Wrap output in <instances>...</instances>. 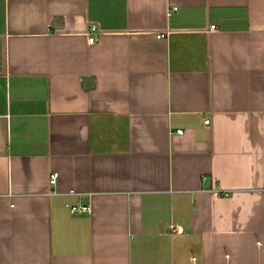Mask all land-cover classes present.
I'll list each match as a JSON object with an SVG mask.
<instances>
[{
  "label": "crops",
  "instance_id": "obj_1",
  "mask_svg": "<svg viewBox=\"0 0 264 264\" xmlns=\"http://www.w3.org/2000/svg\"><path fill=\"white\" fill-rule=\"evenodd\" d=\"M0 264H264V0H0Z\"/></svg>",
  "mask_w": 264,
  "mask_h": 264
},
{
  "label": "built area",
  "instance_id": "obj_2",
  "mask_svg": "<svg viewBox=\"0 0 264 264\" xmlns=\"http://www.w3.org/2000/svg\"><path fill=\"white\" fill-rule=\"evenodd\" d=\"M210 27L212 29H214L215 25H211ZM163 37H164V34H162V33L156 34V38H163ZM87 41L89 44H93L96 42V27H95V25L91 26V31L88 33ZM205 123H208V120H205ZM177 132L182 133L181 130H177ZM57 177H58V172H52V174L50 175V178H49V184L55 185ZM222 195L227 196L228 194H227V192H224ZM70 211H71V213H84V212H89L90 207L88 205H81V206L72 205V206H70ZM170 228L176 230V232L179 234L182 233V229L180 227H175V226L171 225Z\"/></svg>",
  "mask_w": 264,
  "mask_h": 264
}]
</instances>
